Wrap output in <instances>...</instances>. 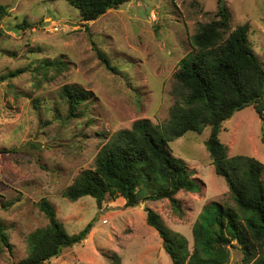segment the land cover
<instances>
[{"label":"rangeland","instance_id":"obj_1","mask_svg":"<svg viewBox=\"0 0 264 264\" xmlns=\"http://www.w3.org/2000/svg\"><path fill=\"white\" fill-rule=\"evenodd\" d=\"M8 14L0 22V223L6 227L13 255L0 246V264L26 256L27 238L47 225L37 203L46 198L69 235L88 223L81 244L66 248L46 264H172L163 241L146 222L153 209L166 228L183 235L192 248V226L209 204L231 203L224 180L214 173L205 147L210 129L187 132L169 143L173 157L193 173L198 193L179 192L182 216L167 201L126 208L107 199L101 208L84 197L61 198L62 191L94 166L98 146L138 120L165 125L175 101L178 62L191 52L189 40L209 23L218 0H136L111 10L83 27L79 12L63 0H0ZM231 30L247 24L248 41L264 68V0H223ZM26 20L28 27L16 26ZM30 24V26H29ZM101 52L115 71L106 69ZM68 65L50 72L38 85L34 69L44 59ZM64 84L90 91L89 114L64 121L58 92ZM220 141L228 154L256 159L264 166V117L247 107L222 122ZM13 151V153H5ZM264 178V173H263ZM242 254L230 249L228 264Z\"/></svg>","mask_w":264,"mask_h":264},{"label":"trees","instance_id":"obj_2","mask_svg":"<svg viewBox=\"0 0 264 264\" xmlns=\"http://www.w3.org/2000/svg\"><path fill=\"white\" fill-rule=\"evenodd\" d=\"M63 1L79 12V23L87 27L109 11L136 0ZM7 14L8 8L0 4V22ZM230 21L227 7L218 0L214 18L200 25L190 38L191 52L178 62L174 75L176 99L168 122L154 126L149 120H138L104 140L98 146L93 168L80 173L60 196L70 202L90 197L98 208L107 199L120 198L126 208L167 201L181 217L176 196L179 192L198 193L201 187L193 173L173 157L169 143L187 132L201 134L209 127L205 147L214 173L228 188L231 203L213 202L203 209L192 226L191 250L183 235L166 228L153 209H144L146 224L163 241L172 264H228L231 248L241 252L240 264H264V166L252 157H230L219 139L222 122L238 111L252 107L260 118L264 117V68L249 44V26L231 30ZM22 23L16 27H28L26 20ZM98 55L106 69L115 71L101 52ZM67 69L61 58L44 59L34 75L40 85L50 72L59 74ZM22 73L25 70L18 69L0 80H11ZM58 96L65 107L64 121L89 114L93 98L90 91L64 84ZM37 206L47 225L28 236L26 256L16 264H46L64 249L81 244L93 227L90 222L77 234L69 235L46 198ZM0 246L13 255L8 231L1 223ZM113 258V264H120L119 258Z\"/></svg>","mask_w":264,"mask_h":264},{"label":"water","instance_id":"obj_3","mask_svg":"<svg viewBox=\"0 0 264 264\" xmlns=\"http://www.w3.org/2000/svg\"><path fill=\"white\" fill-rule=\"evenodd\" d=\"M228 120V119H227Z\"/></svg>","mask_w":264,"mask_h":264}]
</instances>
